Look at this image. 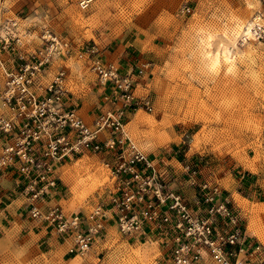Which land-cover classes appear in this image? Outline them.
Returning <instances> with one entry per match:
<instances>
[{"label":"rangeland","instance_id":"1","mask_svg":"<svg viewBox=\"0 0 264 264\" xmlns=\"http://www.w3.org/2000/svg\"><path fill=\"white\" fill-rule=\"evenodd\" d=\"M255 16L264 23L262 0H93L84 11L77 0H0V39L16 23L11 33L24 37L25 55L39 48L45 31L67 44L69 53L54 56L42 82L64 71L69 97L87 123L100 108L94 105L89 118L87 109L104 90L77 57L79 49L96 45L113 62L116 49L132 44L130 67L146 65L135 95H149L153 111L127 115L129 137L154 161L204 165L236 203L246 235L264 246V40L242 38L230 46L235 58L227 72H208L200 53L201 32L212 34L215 48L238 19ZM16 63L0 44V90L3 71ZM108 158L82 152L56 169L55 202L65 214L86 216L109 201L113 180L103 165ZM241 176L246 182L238 181ZM105 228L90 255L78 257L66 254L50 226L45 239L35 240L14 236L0 219V264L157 263L154 242L122 237L114 224Z\"/></svg>","mask_w":264,"mask_h":264},{"label":"built area","instance_id":"2","mask_svg":"<svg viewBox=\"0 0 264 264\" xmlns=\"http://www.w3.org/2000/svg\"><path fill=\"white\" fill-rule=\"evenodd\" d=\"M92 2L77 0V6L84 11ZM15 26L7 27L0 39L17 60L15 67L3 71L0 90L6 110L0 116V174L15 180L29 216L53 229L66 254L90 255L105 225L113 223L122 237L154 242L164 255L156 264H264V246L246 235L238 207L202 175L198 162L184 161L179 180L129 137L127 115L153 111L149 95H135L145 64L123 71L105 60L96 45L79 49L77 57L88 64L100 88L109 91L104 101L110 107L99 109L87 123L69 97L64 71L42 82L54 55L69 53L67 44L45 31L39 48L25 55L24 37L11 33ZM256 36L263 41L264 31ZM82 152L113 157L114 162L103 164L113 190L105 205L93 207L86 216L65 214L54 202L59 194L56 169ZM172 182L191 190L196 202L186 200Z\"/></svg>","mask_w":264,"mask_h":264},{"label":"crops","instance_id":"3","mask_svg":"<svg viewBox=\"0 0 264 264\" xmlns=\"http://www.w3.org/2000/svg\"><path fill=\"white\" fill-rule=\"evenodd\" d=\"M132 46H133L132 44L126 43L124 46H122L121 50L116 49L115 52L111 54V55L116 56L113 62L117 64L123 71L128 70L129 67L131 66L128 56L131 54L130 51H132L131 49L133 48ZM103 90L105 92L103 91L102 93H98L100 98L95 102V104H92L91 108L87 109L86 116L88 118L91 116V110L94 107V105H97V108L99 107L100 110L110 107V104L107 101H104V96L108 95L107 92L109 93V91L105 89ZM81 111H82V107L78 108L79 114ZM108 157H109L107 159L108 162H114L113 157H110L109 155ZM155 162H157L158 165H163L168 168H171L173 171H175L176 178L178 177L179 180L180 179L182 180V178H179V177H181L180 168L184 161L183 162L177 161V164H178L177 167L174 165V163H172V160L171 161L168 160L165 162L162 160H159V161L157 160ZM200 168H201L200 171L202 175H204V177L207 175H211L214 178L211 181L216 182L219 185L218 181L215 179L214 174L213 175L209 174L208 173L209 171L208 172L206 171L207 168H204V165ZM242 180H244L243 183L246 182V180L244 179V176H241L238 179L239 182H242ZM171 187L174 189H178L180 188V184H178L177 182H172ZM19 190H20L19 186L16 185L15 180L13 178H10V176L6 174H0V219H1L2 226L5 228H8L9 231L11 230V233H13L14 236H19L20 234H24L26 236L31 235V238H35V240L45 239L47 235L49 234L47 232V226H39L40 223L42 222H39L38 220H34L29 216L27 212L26 201L25 199L19 196ZM181 192L183 194V197L186 200H188L191 204H194L196 202L194 193L191 190L182 188ZM58 193L60 194L59 188H58ZM229 198L231 199V196H229ZM109 224L112 225L113 223H109ZM2 232L3 231L0 229V233ZM3 237H4V234L0 236V239ZM129 240L137 241L132 238ZM138 241H141V240H138ZM159 254L161 256H164L163 251L162 252L159 251ZM158 259L160 260L159 257ZM200 264H209V263L203 261Z\"/></svg>","mask_w":264,"mask_h":264},{"label":"bare ground","instance_id":"4","mask_svg":"<svg viewBox=\"0 0 264 264\" xmlns=\"http://www.w3.org/2000/svg\"><path fill=\"white\" fill-rule=\"evenodd\" d=\"M263 26L264 23L261 20V16H255L251 19H238L234 23V27L231 31L222 34V43L218 44L215 48L212 47V34L207 31L201 32L200 53L205 69L208 72H213L216 68L221 67L224 72H227L235 58V54L231 53L229 47L234 46L236 42L240 39L242 40V38L244 40L255 41L256 39L254 37L257 38V31H264ZM1 107L4 109L2 105ZM4 111L6 112L5 109Z\"/></svg>","mask_w":264,"mask_h":264}]
</instances>
